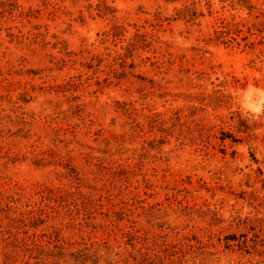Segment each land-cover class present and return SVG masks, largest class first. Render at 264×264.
Here are the masks:
<instances>
[{
  "label": "rangeland",
  "instance_id": "374dc122",
  "mask_svg": "<svg viewBox=\"0 0 264 264\" xmlns=\"http://www.w3.org/2000/svg\"><path fill=\"white\" fill-rule=\"evenodd\" d=\"M264 0H0V264H264Z\"/></svg>",
  "mask_w": 264,
  "mask_h": 264
},
{
  "label": "clouds",
  "instance_id": "9594fccd",
  "mask_svg": "<svg viewBox=\"0 0 264 264\" xmlns=\"http://www.w3.org/2000/svg\"><path fill=\"white\" fill-rule=\"evenodd\" d=\"M250 111L254 114V116H259L261 112H264V107L255 106V107H252Z\"/></svg>",
  "mask_w": 264,
  "mask_h": 264
}]
</instances>
